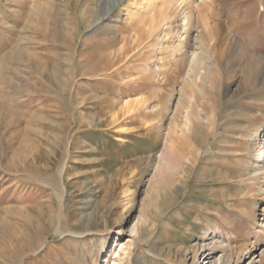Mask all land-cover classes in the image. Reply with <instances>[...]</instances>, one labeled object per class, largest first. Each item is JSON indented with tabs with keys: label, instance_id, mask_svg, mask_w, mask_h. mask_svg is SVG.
<instances>
[{
	"label": "rangeland",
	"instance_id": "rangeland-1",
	"mask_svg": "<svg viewBox=\"0 0 264 264\" xmlns=\"http://www.w3.org/2000/svg\"><path fill=\"white\" fill-rule=\"evenodd\" d=\"M262 144L264 0H0V264H264Z\"/></svg>",
	"mask_w": 264,
	"mask_h": 264
},
{
	"label": "bare ground",
	"instance_id": "bare-ground-1",
	"mask_svg": "<svg viewBox=\"0 0 264 264\" xmlns=\"http://www.w3.org/2000/svg\"><path fill=\"white\" fill-rule=\"evenodd\" d=\"M180 43H181V42H180V40H179V41L177 42L176 45H180ZM259 100H260V99H259ZM257 102H258V101H257ZM258 103H259V102H258ZM262 149H264V144H262ZM263 152H264V151H263ZM260 155H261V154H260ZM263 155H264V154H263ZM257 158H258V157H257ZM260 159H261V158L259 157V160H257V161H260ZM263 169H264L263 164L260 165V166L258 165L256 171H254V174H257V175H258V174L260 173V171L263 170ZM59 192H60V191H59ZM56 193H58V192H56ZM58 194H59V193H58ZM61 194H62V193H61ZM59 199H60V198H59ZM88 202H89V200H88ZM88 202L85 203L86 205H85L84 208H87V207H88ZM211 234L214 235L213 229H212V231L209 232V235H208V236H210ZM209 239H210V240L207 241L206 244H204L205 246L202 245V247H203V248L201 247V248H202V252L199 254L200 257H203L202 262L205 261L206 264L209 263L210 261H207V257H208V256H205V255H204L205 251H208V250L211 251V250L214 248L215 245L219 244L218 241H217L213 236H210ZM197 253H198V252H197ZM197 256H198V254L196 255V257H197ZM193 260H194V261H193V264H199V262H198L199 259L196 260V259L194 258Z\"/></svg>",
	"mask_w": 264,
	"mask_h": 264
}]
</instances>
